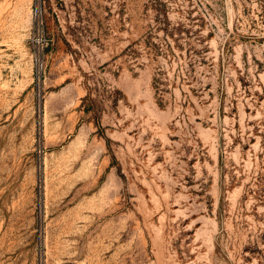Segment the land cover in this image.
<instances>
[{
    "label": "rangeland",
    "instance_id": "rangeland-1",
    "mask_svg": "<svg viewBox=\"0 0 264 264\" xmlns=\"http://www.w3.org/2000/svg\"><path fill=\"white\" fill-rule=\"evenodd\" d=\"M0 264H264V0H0Z\"/></svg>",
    "mask_w": 264,
    "mask_h": 264
}]
</instances>
